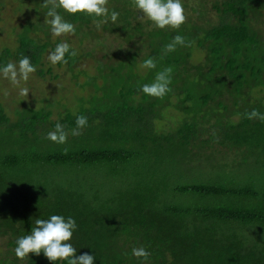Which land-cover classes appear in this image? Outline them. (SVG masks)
Wrapping results in <instances>:
<instances>
[{
  "label": "trees",
  "instance_id": "16d2710c",
  "mask_svg": "<svg viewBox=\"0 0 264 264\" xmlns=\"http://www.w3.org/2000/svg\"><path fill=\"white\" fill-rule=\"evenodd\" d=\"M4 1L25 20L0 62L28 55L37 78L58 79L44 63L61 40L43 22L52 0ZM190 3L182 0L185 20L175 29L151 26L132 0H107L119 15L99 30L57 9L77 45L55 66L79 92L67 104L65 96L14 101L11 116L0 104V264H50L42 254L12 253L32 219L50 214L74 218V255L91 252L93 264H264V119L247 117L253 108L264 113V31L254 26L264 0H212L213 22ZM175 34L186 44L165 52ZM99 52L108 60H95L92 74L78 69ZM148 56L153 69L140 67ZM166 66L169 91L141 93ZM77 114L87 117L79 134L59 145L46 138L56 123L70 133ZM165 115L174 129L161 130ZM141 246L144 260L130 251Z\"/></svg>",
  "mask_w": 264,
  "mask_h": 264
},
{
  "label": "clouds",
  "instance_id": "9594fccd",
  "mask_svg": "<svg viewBox=\"0 0 264 264\" xmlns=\"http://www.w3.org/2000/svg\"><path fill=\"white\" fill-rule=\"evenodd\" d=\"M106 4L107 0H52L51 6L44 14L48 19H44L43 22L49 26L48 31L53 37L74 33L73 23L64 18L62 11L69 16L82 14L89 17L99 30L104 23L116 22L119 15L117 11L109 10ZM132 7L140 13L142 19L149 21L151 26L157 29L165 27L175 29L185 20L182 0H132ZM185 44V38L175 34L168 43L164 44L163 50L171 52L177 45ZM66 54L74 56L76 52L70 50L68 42L59 41L47 52V60L52 65L63 64ZM140 67L153 69L156 67V60L148 56L140 62ZM34 71L35 65L30 62L28 55L18 57L15 62L11 60L0 62V79L7 80L11 86L16 87L21 96L30 92L26 86H23V82H26ZM171 72L172 69L168 66L156 71L151 82L140 85V92L145 96L162 98L169 91ZM0 93L7 94V90L0 89ZM247 117L264 119V113H259L253 108L247 113ZM86 124L87 117L77 114L74 119L75 126L70 133L66 132L60 123H56L53 130L46 133V138L55 144H63L67 135L79 134L80 128ZM75 228L76 222L72 216L50 214L47 218L37 217L32 219L29 231L16 237L12 253L17 259L27 258L28 253L42 254L50 264H55L57 261H66L67 264H93L94 257L91 252L74 255L75 248L69 241ZM130 251L132 256L141 260L149 255L143 246L133 247Z\"/></svg>",
  "mask_w": 264,
  "mask_h": 264
},
{
  "label": "rangeland",
  "instance_id": "374dc122",
  "mask_svg": "<svg viewBox=\"0 0 264 264\" xmlns=\"http://www.w3.org/2000/svg\"><path fill=\"white\" fill-rule=\"evenodd\" d=\"M190 11L196 10L198 8H204L206 9L207 12V18L210 21H215L216 18V11L212 8V0H190ZM14 4H10L8 1L3 2L0 5V49L2 45L4 46H9V48H13L16 45V40H17V33L19 32L18 27L20 24H23L24 22V15L23 12H18L16 10V6ZM202 5V6H201ZM205 6V7H203ZM23 9V8H22ZM259 13L261 14L260 17L258 18L257 25L256 22L254 23V26L257 28L259 26L263 31H264V5ZM12 10H15L13 12ZM189 14H195L194 13H189ZM197 15V14H196ZM51 34V33H50ZM72 34H64L61 36L53 37L52 39L54 40L55 38L61 39L62 41H67L70 43V46H76V39L74 36H70ZM68 36V37H67ZM68 39H67V38ZM60 40V41H61ZM114 45V44H113ZM90 49V47H84L80 51ZM47 55V54H46ZM102 52L96 53L95 54V59H90V58H83L80 63L78 64V69L86 72L90 75L94 72V67L96 66L95 60H99L100 63L104 64L107 60L101 59ZM193 59H200V55H197V51H195L192 54ZM196 63V61H193ZM44 63L47 64V66L52 67V72L53 75H59L58 79H52L50 76H45V79L42 80L40 78H37L34 73H31L29 76V79L26 82H23V86H26L27 88L29 87V83H36L42 80L41 84L38 83V85H31L32 88H28L29 91L32 93H29L28 96L27 93L25 96H21L18 94L16 87L11 86L7 80L0 79V89H6L7 94L0 93V104L8 108V116H11L12 113V108H16V105L14 101L18 104L19 102H33V104H40L41 100H45L47 97H56V98H63L62 96H65V101H62L60 103L62 104H67V101H72L74 97V93H78L77 89L73 84H70L68 81L70 79V76L64 72L63 69H57L55 65H52L48 62L47 56L44 60ZM52 75V76H53ZM36 80V81H35ZM82 80L81 77L78 78V81ZM36 89V90H35ZM57 95V96H56ZM14 102V104H13ZM41 105V104H40ZM11 107V108H10ZM172 113V111L170 112ZM170 113H167V116L170 115ZM216 111L214 110V114ZM226 114V113H225ZM173 116H175L174 113H172ZM227 117V114H226ZM232 120H235V118H231ZM159 126L161 127V130L164 128L166 130H171L174 129L177 121L176 119H172L169 117H166V115L158 121ZM218 151L221 152V148L218 149ZM93 181H98L97 178H92ZM4 250V239H0V252Z\"/></svg>",
  "mask_w": 264,
  "mask_h": 264
}]
</instances>
